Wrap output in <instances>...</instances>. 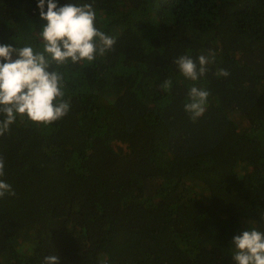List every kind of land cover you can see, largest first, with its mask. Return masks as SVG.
Instances as JSON below:
<instances>
[{"label": "trees", "instance_id": "trees-1", "mask_svg": "<svg viewBox=\"0 0 264 264\" xmlns=\"http://www.w3.org/2000/svg\"><path fill=\"white\" fill-rule=\"evenodd\" d=\"M57 2L91 4L116 43L50 64L66 116L0 136V264H235L233 238L264 232V0ZM45 24L37 0H0V44L43 51ZM209 51L197 81L174 63ZM192 86L210 93L196 120Z\"/></svg>", "mask_w": 264, "mask_h": 264}, {"label": "clouds", "instance_id": "clouds-1", "mask_svg": "<svg viewBox=\"0 0 264 264\" xmlns=\"http://www.w3.org/2000/svg\"><path fill=\"white\" fill-rule=\"evenodd\" d=\"M45 7L47 10L45 11ZM40 19L46 24L39 31L43 51L31 46L14 48L0 44V136L8 131L17 116L27 117L33 123L49 125L66 116L70 103L63 99L62 76L51 71L50 64L63 65L92 62L96 54L103 55L116 40L95 26L96 12L91 4L77 5L57 0H37ZM16 57L13 59V57ZM215 53L200 55L194 61L182 55L174 61L181 74L188 80L197 81L207 72V65ZM227 69H219L217 77H228ZM171 80L162 87L169 90ZM210 93L192 86L188 91L184 110L192 120L203 116ZM5 159L0 156V177L5 175ZM14 196L12 186L0 179V199ZM233 260L235 264H264V232L256 229L244 231L233 238ZM43 264H60L57 255L45 256Z\"/></svg>", "mask_w": 264, "mask_h": 264}]
</instances>
